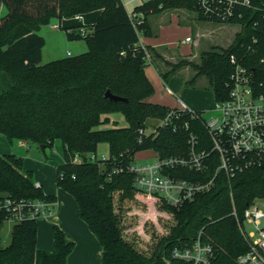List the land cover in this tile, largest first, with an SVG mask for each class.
<instances>
[{"label": "trees", "instance_id": "1", "mask_svg": "<svg viewBox=\"0 0 264 264\" xmlns=\"http://www.w3.org/2000/svg\"><path fill=\"white\" fill-rule=\"evenodd\" d=\"M197 1L150 0L135 8L144 17L133 23L119 0H0V134L10 143L25 141L44 149L52 148L56 140L60 142L63 162L55 167V185L73 198L78 217L97 239L100 264H189L170 260V252L190 246L198 233L201 241L214 249L210 264H237L238 256L248 250L232 211L241 221L254 200L264 205V163L229 180L219 174L210 191L178 208L135 190L133 177L125 171L141 151L152 150L161 157L186 153L188 132L162 128L156 135L138 133L146 128L147 120L161 119L171 110L146 101L154 89L143 68L145 52L150 57L152 50L140 45L139 37L151 35L149 15L176 9L195 11ZM252 3L264 9V0ZM95 10H100V15L91 34L84 37L87 50L41 65L45 40L38 34L40 27L53 18L61 20ZM242 12L243 19L228 22L240 23L241 29L226 48L201 52L198 63L164 60L169 70L162 79L189 67L195 73L185 84L192 86L198 77H206L214 101L227 98L231 57L254 69L256 78L264 79V64L259 62L264 55V13L259 9ZM66 37L80 38L68 32ZM253 37L258 39L255 44ZM106 92L125 101H112ZM115 112L123 115L126 127L97 129ZM182 121L194 131L196 128L208 150V137L200 122L188 116L179 123ZM100 144L107 145L108 158L104 162L88 160L87 155L95 154ZM76 157L79 162L74 161ZM22 165L21 156L0 155V195L14 200L56 201L55 196L35 186L31 171L22 172ZM215 167L210 164L198 173L178 169L173 174L206 181ZM119 168H123L121 173L116 172ZM136 194L154 197L156 205L147 207L152 216L145 221L150 222L133 227L126 201H132ZM36 222L12 225L9 243L4 246L0 241V264H66L74 243L54 224L52 250L37 249ZM2 226L0 216V236Z\"/></svg>", "mask_w": 264, "mask_h": 264}, {"label": "built area", "instance_id": "2", "mask_svg": "<svg viewBox=\"0 0 264 264\" xmlns=\"http://www.w3.org/2000/svg\"><path fill=\"white\" fill-rule=\"evenodd\" d=\"M133 23H140L144 15L136 7L150 0H119ZM243 9L261 10L254 6L252 0H198L195 13L214 23H228L232 19L241 20ZM264 18V14H263ZM80 20L79 15L73 17ZM239 31L241 29L240 23ZM190 41V38H186ZM255 37L252 42L257 43ZM146 62L149 55L145 52ZM264 64V55L261 56ZM232 71L229 76L228 95L224 100L214 102L212 115L204 118L200 112L191 110L185 105L171 108L159 119L158 124L150 131L139 130L140 135L154 134L159 129L172 132L183 130L187 133V150L185 154L161 157L155 152L153 161L139 163L133 161L125 171L133 177L135 190L154 195L170 207H181L191 202L196 195L208 192L214 186L219 174L228 180L245 170L260 167L264 163V79L255 76V70L247 68L234 57L230 58ZM184 116L199 121L203 126L210 148L207 150L203 140L198 138L196 128L191 129L187 121L179 123ZM95 155V154H90ZM214 156V158H211ZM107 158H101L105 161ZM88 160L95 161L94 156ZM75 162H79L78 157ZM216 164L210 179L192 181L173 174L178 169L202 172L208 165ZM123 168L116 172L121 173ZM40 187L39 184H35ZM59 202L46 200H14L8 195H0V216L5 223L11 225L24 221L48 219L56 216ZM232 215L236 219L240 234L246 240L248 250L238 256L237 264H264V205L261 200H254L243 212L242 220L237 218L235 210ZM55 218V217H54ZM247 225V227H245ZM0 241L3 239L0 236ZM214 258L211 244L201 241L200 233L190 246L174 248L170 252V260L183 261L189 264H210ZM170 261H167V264Z\"/></svg>", "mask_w": 264, "mask_h": 264}, {"label": "rangeland", "instance_id": "3", "mask_svg": "<svg viewBox=\"0 0 264 264\" xmlns=\"http://www.w3.org/2000/svg\"><path fill=\"white\" fill-rule=\"evenodd\" d=\"M176 10H184L186 14L193 18L194 20H197L196 22L203 24L207 29L210 28H219L217 31L213 32L210 35V38H203L201 41V49L209 51L211 48H226L234 39L235 34L239 31V25L236 24H230V23H203L199 21L198 15L194 11L185 10V9H176ZM149 22H153V20L156 18V15H149L148 17ZM171 19L173 20V15H171ZM188 17L185 15L183 16V20L181 21V25H184L187 23ZM56 20H51L50 24L42 26L41 30L39 31V35L42 36L46 43L44 47L43 57L41 59L40 64H46L50 61L60 59L62 57L66 56V52L68 50L72 51L71 54L77 55L80 52L79 49H83V51H86V43L84 40H78L74 39L75 41L73 43H70L69 39L66 37L65 32L62 30V28H51L50 25L56 23ZM170 35V34H169ZM184 37L183 29L181 28L178 30V33H176L175 37H177V41L180 40V36ZM69 44V45H67ZM71 44V45H70ZM183 45H181L182 47ZM189 46V45H187ZM184 46V47H187ZM56 49L55 54L52 53L50 55V51L53 49ZM173 48V47H172ZM174 51H169L168 56L178 57L177 56V49L173 48ZM75 51V52H74ZM203 52V51H202ZM201 53V52H200ZM198 54V53H197ZM195 60H199V57L196 56ZM194 71L192 69H181L179 72H177L173 77H168L164 82L165 85H167L175 96H179L181 98L183 97V93L178 92L180 90L181 83L184 81V79L191 78ZM174 86V87H173ZM195 90L193 91V94L196 95V101L201 105V108L198 111L201 113V115L204 118H208L210 115H212L214 112H212V109L214 107V97L213 93L208 87V81L206 77L200 76L195 80L194 85ZM176 90V91H175ZM183 92V91H182ZM160 94L162 95V92L160 91ZM164 99L167 100L168 103H171V97L165 96ZM173 96V95H172ZM173 98H175L173 96ZM193 110V109H191ZM109 118V122L103 123L97 127V129H110V128H120V127H126L127 123L121 113L115 112L107 115ZM159 119H149L146 123V131L150 132L156 124H158ZM3 142L6 146H9L13 149V154H16L18 156L22 155L20 154V151L24 153L23 157L28 158L26 160V165L30 166L31 169L34 170V176L38 181L42 182L43 189L48 190L51 193L57 195L62 206L58 207L56 211L57 221L54 220V217L48 218V219H39L37 220V241L38 246L43 249L48 248L49 251L52 250V234H51V228L54 224L58 225V227L61 229V225L67 229L72 226L71 220L76 217V204L73 200V198L61 190L58 189L55 185V167L62 163V152H61V144L60 142H57V144L60 145V148H57L54 146V148H45L42 150L41 146L37 147L34 144L28 143L31 149L25 153L24 149L18 147L17 141H13L12 143H9L6 139H3ZM2 142H0L1 144ZM143 152V151H142ZM145 153H139L137 156V159L139 163L144 162H150L153 161V155L150 150H145ZM94 156L96 160H100L101 158H108V147L106 144H100L97 147L95 155H87V159ZM39 163V166L37 165ZM45 165V167H43ZM155 198L154 197H142L139 194H136V196L133 198L132 201H126V206L128 207V211L132 213V219L134 220L133 227L138 226L140 223L145 221V218H150L152 215H148L149 209L152 208L151 205H156L154 203ZM145 203V205L140 204ZM148 202V204H146ZM148 205V206H147ZM148 207V208H147ZM146 223L150 221H145ZM158 224H163L162 220H158ZM12 225L9 223H5L1 228V237L3 239V245L6 246L9 243L10 240V231H11ZM247 227V225H245ZM62 230V229H61Z\"/></svg>", "mask_w": 264, "mask_h": 264}, {"label": "crops", "instance_id": "4", "mask_svg": "<svg viewBox=\"0 0 264 264\" xmlns=\"http://www.w3.org/2000/svg\"><path fill=\"white\" fill-rule=\"evenodd\" d=\"M99 15H100V10H95L89 13L80 14L79 15L80 20L73 19L74 16L70 18H63L61 20H57L53 18L51 20H56L57 22L50 26L51 28H62L65 34L66 32H68L73 35H78L80 36L78 40H84L85 36L91 34L93 24L95 23ZM151 15H156V18L153 20L152 23L149 22L147 18V24L150 28L151 35L139 37V44L145 45L152 50V52H150L149 61L146 62L143 68L146 78L151 83L154 89L153 94L149 96L146 99V101L151 104L161 105L167 108H176L183 104L190 109L199 110L201 108V105H199V103L196 101L195 99L196 95L193 94V91L195 90L194 88L195 82L192 86H187L185 83L190 78L186 77L184 81L181 83L180 90L178 91L180 93H183L184 98L175 96L173 93L174 91L172 92V90L167 85H165V82L162 79L163 73L169 70V66L165 65L163 61L165 60L170 63H176L181 59H186L198 63L199 60H195L196 56L199 57L200 52L206 51L201 49V41L203 40V38L206 37L210 38V35L213 32L217 31L219 28L207 29L203 24H200L196 22L197 20H194L193 18L189 17L184 10H165L158 14H151ZM171 15H173V20L171 19ZM185 15L188 17L187 23L181 25L180 23L183 20V16ZM198 19L203 23L210 22L207 20L200 19L199 17ZM41 27L39 31L41 30ZM181 28L183 29L184 37L182 38L181 37L182 35H179L180 40H178V42L174 41L178 39L177 37H175V35L176 33H178V30H180ZM186 38H190V41H186L185 40ZM74 41L75 40H70L69 42L73 43ZM181 45L183 46L181 47ZM44 47L45 44L41 51V59L43 57ZM172 47L177 49V56H178L176 58L174 57L173 60H172L173 57L168 56L169 51L172 50L174 51ZM86 50H87V46H86ZM55 52L56 49L54 48L53 50L50 51V55H52V53L55 54ZM71 52L72 51L68 50L66 52V56H72ZM77 52H80L78 54L84 53L83 49H79V51ZM181 69L176 71L171 76L173 77ZM183 69L190 70L191 68L183 67ZM194 73L192 74V76L194 75ZM160 91L162 92V95L160 94ZM164 94L171 97L172 100L171 103H168L167 100L164 99L163 97ZM172 95L175 98H173ZM3 139L7 140V138L3 134H0V142H2L0 144V155L13 154V149L9 146H6L3 142ZM57 142L59 141L58 140L54 141L52 146L53 148L54 146L60 148V145L57 144ZM17 143L19 148L24 149L25 153L31 149L28 142L17 141ZM150 151L152 152L153 155L152 157H154L155 152L152 150ZM61 152H62V148H61ZM139 153H145V152L141 151L136 153L134 155L135 161L139 160L137 159ZM20 154H22L20 156L23 159L22 172L31 171L33 176V181L35 182V184L37 183L40 185L44 194L55 196L56 200L59 202V207L62 206L63 204L61 203V200L57 195L51 193L48 190L43 189L42 182L38 181V179H36V177L34 176V170L31 169L30 166L26 165L25 163L28 158L23 157L24 153H22L21 151ZM62 162H63V154H62ZM37 165L39 166V163H37ZM43 167H45V165H43ZM76 217L77 218H73L71 220L72 226L69 227V229L61 225V229L66 234L67 238L74 243V248L72 252L68 255L66 264H100L101 247L95 236L89 231L87 225L78 217L77 206H76ZM54 220L57 221L58 220L57 217H55ZM36 247L39 250L50 252L48 248L46 249H43L42 247L40 248L38 246V241Z\"/></svg>", "mask_w": 264, "mask_h": 264}, {"label": "water", "instance_id": "5", "mask_svg": "<svg viewBox=\"0 0 264 264\" xmlns=\"http://www.w3.org/2000/svg\"><path fill=\"white\" fill-rule=\"evenodd\" d=\"M105 96H106L108 99L112 100V101H118V100H123V101H125V99H123V98H121V97H118V96H114V95L110 94L109 92H106V93H105ZM41 148H42V150L44 149L42 145H41Z\"/></svg>", "mask_w": 264, "mask_h": 264}]
</instances>
